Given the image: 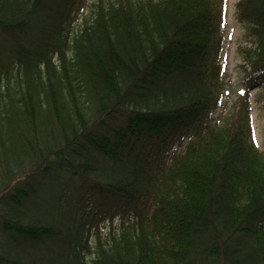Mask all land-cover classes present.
<instances>
[{"label": "trees", "instance_id": "1", "mask_svg": "<svg viewBox=\"0 0 264 264\" xmlns=\"http://www.w3.org/2000/svg\"><path fill=\"white\" fill-rule=\"evenodd\" d=\"M225 8L0 0V148L7 124L23 160L0 163V174L8 184L15 168L38 166L6 203L39 196L40 179L82 177L60 195L71 202L65 229L0 213L4 245L27 260L0 253V264H31L23 253L46 244L65 255L43 264H87L94 199L120 231L99 239L91 264H264V153L248 97L233 122L209 125L225 94ZM237 16L253 42L244 88L264 86V0H240Z\"/></svg>", "mask_w": 264, "mask_h": 264}, {"label": "rangeland", "instance_id": "2", "mask_svg": "<svg viewBox=\"0 0 264 264\" xmlns=\"http://www.w3.org/2000/svg\"><path fill=\"white\" fill-rule=\"evenodd\" d=\"M240 0H226L225 8V24L223 28V40H224V56H223V80L225 84V94L222 100L221 107L215 111L209 120V125L222 127L234 120V113L237 109V103L240 96L248 97L250 103V117L251 124L253 127V136L256 145L262 153H264V86L257 84L251 88H244L245 72L243 66L245 64V50L250 49L253 46V42L249 37V28L247 25L241 24L238 21L237 16V5ZM0 49L2 47L0 46ZM239 105V104H238ZM2 138L4 141V148H0V163L9 164L12 168L18 166V162H23L21 156L15 153L14 146L15 140L10 127L7 124L1 128ZM18 152V151H17ZM27 159H25L26 161ZM37 164V163H36ZM33 163L31 167L24 168L19 166L16 170H21L15 180L7 179L9 182L6 183L5 174H0V213L10 210L16 217L20 214H24V217H34L42 223L49 224L55 228H59L60 224L62 228H67V207L71 205L70 201L63 202L61 200V192L65 188H70L74 185L82 186V177H77L75 182L70 185V182L63 176H58L53 179V176L47 179H40L42 175L39 173L38 177L40 182L43 183V187L38 189L39 196L31 198L29 201H24L22 207L11 208L6 203L8 201V194L12 195L14 188L18 185L26 186L22 184L29 181L37 169V165ZM4 166V165H3ZM25 166L27 164L25 163ZM3 169V167H2ZM4 170V169H3ZM1 172V171H0ZM68 185V186H66ZM73 188V187H72ZM74 189V188H73ZM42 190V191H41ZM71 195V194H70ZM78 197V195H77ZM2 198H4L2 200ZM74 204H76V197L71 196L69 198ZM2 200V201H1ZM72 203L74 209L78 208ZM31 207V209H28ZM91 212H96L92 218V225L90 226V233L88 239V246L91 249L90 254L85 253L84 262L91 264L95 255L93 254L99 239L103 243L108 237L120 231V222L111 221L108 217L109 214L104 212L105 207L96 201V199L89 205ZM29 210V212H28ZM81 211V208H79ZM79 211H75L74 215H79ZM77 222H75L76 226ZM72 225V224H71ZM6 238L0 235V246H4V251L0 253L4 254L5 257L12 258L13 260L21 259L24 263L27 262L19 252L9 249L7 245H4ZM26 254L25 258L31 261V264H43V261L57 260L62 258L65 253L62 247L56 245L46 244L34 252L23 253ZM63 255V256H62ZM58 264V261L55 262Z\"/></svg>", "mask_w": 264, "mask_h": 264}]
</instances>
